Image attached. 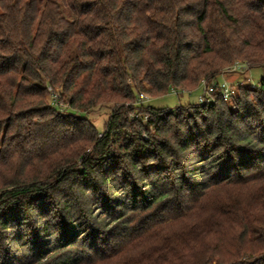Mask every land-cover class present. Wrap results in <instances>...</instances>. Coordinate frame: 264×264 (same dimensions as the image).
<instances>
[{"label": "trees", "instance_id": "1", "mask_svg": "<svg viewBox=\"0 0 264 264\" xmlns=\"http://www.w3.org/2000/svg\"><path fill=\"white\" fill-rule=\"evenodd\" d=\"M235 63L264 68V0H0V264H264V78L137 104Z\"/></svg>", "mask_w": 264, "mask_h": 264}, {"label": "rangeland", "instance_id": "2", "mask_svg": "<svg viewBox=\"0 0 264 264\" xmlns=\"http://www.w3.org/2000/svg\"><path fill=\"white\" fill-rule=\"evenodd\" d=\"M262 78H264V68H255V69L249 70L246 66L244 68H241L240 70L238 69L236 71H230L224 74L223 77H220L219 81L225 80L232 86L236 87L237 90L242 85L255 89ZM55 91L58 92V89H55ZM190 92L192 91H189L188 93ZM188 93L180 97L166 95V96L159 97V98H150L149 101L146 102L145 106L154 108V109H164V108L174 109L179 105H185L188 103L193 104V105L195 104L198 105V99L202 95V91L198 89V90L193 91L190 95ZM47 102L48 103L51 102V98L49 95L47 96ZM60 107H61L60 108L61 112L67 113L68 111L67 109L69 107L68 103L65 104L64 102H62ZM87 118L92 122V124L96 126V128L99 131L102 132L105 126V121L108 119V112L105 110L96 111L90 115H87ZM135 118H136V113L130 116L131 120H134ZM144 122H146V119H144ZM119 147H120L119 144H115L114 149H113L114 154L119 155L122 153Z\"/></svg>", "mask_w": 264, "mask_h": 264}, {"label": "built area", "instance_id": "3", "mask_svg": "<svg viewBox=\"0 0 264 264\" xmlns=\"http://www.w3.org/2000/svg\"><path fill=\"white\" fill-rule=\"evenodd\" d=\"M246 67V65L244 64H240V63H235L234 65H232L231 67H229V69L227 70L226 73L230 72V71H236V70H240L241 68ZM199 90L202 91V95L199 97L198 99V105L202 106L205 104L208 105H214L216 103V98L215 95L218 93L220 94L221 98L224 101H230L233 96L236 94V90L237 88L234 86H231L227 81L223 80V81H219V82H212L211 84H208L205 81H202L200 86H199ZM48 92L50 94V98H51V102L50 105L53 108L59 109L60 110V106H61V99H60V95H59V91L56 92L54 89L52 88H48ZM188 92L185 91H178V90H171L170 94L171 96H178L180 94H186ZM192 92L188 93L189 95ZM150 99V97L144 93H140L138 95V99H137V104L141 105L144 104L146 102H148ZM137 118V116H136ZM146 119V117H145Z\"/></svg>", "mask_w": 264, "mask_h": 264}]
</instances>
